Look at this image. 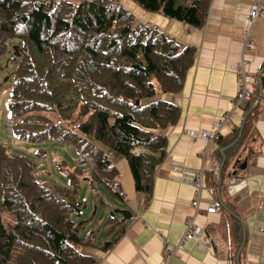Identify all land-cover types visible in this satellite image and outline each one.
Wrapping results in <instances>:
<instances>
[{
    "label": "trees",
    "instance_id": "trees-1",
    "mask_svg": "<svg viewBox=\"0 0 264 264\" xmlns=\"http://www.w3.org/2000/svg\"><path fill=\"white\" fill-rule=\"evenodd\" d=\"M132 1L194 27L204 25L210 4ZM195 52L134 23L114 0H0V60L13 64L6 102L11 135L68 143L75 154L93 160L87 176L78 165L57 163L63 177L58 183L40 179L32 158L10 153L0 142V264H95L82 252L93 236L87 230L89 216L82 217L81 184L86 180L102 204L98 186L120 198L113 189L118 170L108 149L127 161L134 190L150 198L155 169L167 155L161 131L174 125L180 113L158 95L180 91ZM6 63L0 61V72ZM255 100L252 94L241 124L216 139L219 173L257 118L258 106L251 109ZM234 237L237 254L245 240L239 232Z\"/></svg>",
    "mask_w": 264,
    "mask_h": 264
},
{
    "label": "crops",
    "instance_id": "crops-1",
    "mask_svg": "<svg viewBox=\"0 0 264 264\" xmlns=\"http://www.w3.org/2000/svg\"><path fill=\"white\" fill-rule=\"evenodd\" d=\"M260 1L264 0H210L202 27L168 19L159 12L135 9L141 15L136 23L153 25L180 48L192 46L196 52L180 91L158 95L177 105L180 113L174 125L161 131L167 140V155L155 169L147 201L134 190L127 161L118 155L111 160L112 154H107L118 170L115 188L120 198L106 190L103 204L125 211L126 218L116 213L119 220L105 223L102 241L98 239L97 246L88 252L95 264H160L165 250L172 248L185 231L194 197L193 186L183 171L202 167L209 175L195 223L208 243L202 246L187 240L169 264H237V260L239 264H264V232L259 230H264V15L257 17L250 28L254 47L242 53L247 14ZM242 56L254 78L249 89L256 99L261 95L256 105L258 115L234 159L219 173L220 163L215 156L218 147L197 135L209 130L215 119L230 109L237 91L234 68ZM241 120L242 112L232 113L220 128V137H227ZM242 157H248L245 169L240 163L235 166ZM233 177L244 181L228 187ZM62 182L63 177L58 183ZM212 203L218 210L208 213L206 208ZM238 232L245 243L236 254L233 241Z\"/></svg>",
    "mask_w": 264,
    "mask_h": 264
},
{
    "label": "rangeland",
    "instance_id": "rangeland-1",
    "mask_svg": "<svg viewBox=\"0 0 264 264\" xmlns=\"http://www.w3.org/2000/svg\"><path fill=\"white\" fill-rule=\"evenodd\" d=\"M114 1L118 2L133 15L134 23L138 22L137 20H139L141 16L139 15L140 13H138L135 9L145 11L132 0ZM149 13L154 14L155 12ZM0 61L2 63H6L5 57H3ZM12 67L13 64L6 63L3 71L0 72V142L6 146L10 153L23 154L32 158L37 167L36 172L39 175L40 179H49L54 182H61L62 174L57 169V163L63 162L64 165L68 168L77 166L76 154L74 153L71 145H69L68 143H61L53 140L31 142L16 139L11 135V127L13 121L7 114L6 102L10 87L9 72L11 71ZM10 121L12 122L11 125L9 124ZM106 152L108 155L109 152L112 154V156L117 155L114 151L108 149L106 150ZM111 160H114V156L111 157ZM91 169V165L84 167L85 176L89 175ZM83 182L84 184H81V197L85 199L87 206L86 209L83 210L82 217L86 218L90 216L89 218L91 221L87 226V230H89L90 235L92 234L94 237H96L92 244L84 245L82 247V252L84 254H89V250L97 246V240L99 239L100 241H102L104 233L106 232V230L102 231V229H104L105 223H107V219L109 217H112L111 214H113L114 219L119 220L120 218L116 213L113 212V210H117V208H108L106 206L107 203L106 205L100 204L97 200L98 194L92 191L90 185H88L86 180H84ZM98 193H101L102 195L106 193V190L102 187L101 189H98ZM7 219L8 218L5 216L4 220L6 221Z\"/></svg>",
    "mask_w": 264,
    "mask_h": 264
},
{
    "label": "built area",
    "instance_id": "built-area-1",
    "mask_svg": "<svg viewBox=\"0 0 264 264\" xmlns=\"http://www.w3.org/2000/svg\"><path fill=\"white\" fill-rule=\"evenodd\" d=\"M264 15V1H260L258 3H255L252 5L249 9V12L247 14L245 25L242 30V53H245L247 50L254 47L253 42L250 40V28L255 21V19L259 16ZM150 29H155L156 27L151 25L149 26ZM248 61L247 59L242 56V58L238 61L234 68V72L237 77V91L236 95L233 98L231 102L230 109L225 112L223 115L217 117L207 131L200 132L197 136L200 138L205 139L209 143L212 142V144L215 145L217 148V137L220 132V128L223 126L224 123L228 120L230 115L232 113H240L243 112L244 107L248 104L252 97V93L249 89V86L254 83V78L251 76V74L248 72ZM9 124L11 125L12 122L10 121ZM76 161L77 165L79 167H87L88 165H91L93 167V160L90 157L84 156L82 154H76ZM204 168L197 171H183V175H185L191 182V185L193 186V192L194 197L190 203V213L187 215L185 221H186V228L185 231L180 235L178 238V241L175 245H173L172 248L165 250L164 258L162 259L160 264H169V261L174 257L183 244L187 240H195L200 245L205 246L207 245L208 241L202 235L198 230L196 226V217L200 213L199 210V204H200V198H201V192L205 188V181H204ZM244 181L243 178H231L228 181V187H233L237 183H242ZM115 191L118 189L115 188ZM218 210V207L215 204H210L207 206L206 211L208 213H214ZM264 232L263 229H259Z\"/></svg>",
    "mask_w": 264,
    "mask_h": 264
},
{
    "label": "water",
    "instance_id": "water-1",
    "mask_svg": "<svg viewBox=\"0 0 264 264\" xmlns=\"http://www.w3.org/2000/svg\"><path fill=\"white\" fill-rule=\"evenodd\" d=\"M260 74V71L258 72V75ZM261 97V95H260V93H259V96H258V98L252 103V105H251V109H253L256 105H257V103H258V101H259V98ZM221 150H223V149H221ZM221 165H222V163H221ZM246 165H247V162L246 161H243L242 163H241V169H245L246 168ZM113 212L114 213H119V214H121V215H123V218H126V212L125 211H123V210H119V209H117V210H113ZM130 215V214H129ZM111 216L113 217V214H111ZM106 246V245H105Z\"/></svg>",
    "mask_w": 264,
    "mask_h": 264
},
{
    "label": "bare ground",
    "instance_id": "bare-ground-1",
    "mask_svg": "<svg viewBox=\"0 0 264 264\" xmlns=\"http://www.w3.org/2000/svg\"><path fill=\"white\" fill-rule=\"evenodd\" d=\"M62 165V164H61ZM208 187V186H207Z\"/></svg>",
    "mask_w": 264,
    "mask_h": 264
}]
</instances>
